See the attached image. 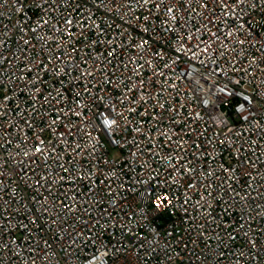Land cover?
I'll list each match as a JSON object with an SVG mask.
<instances>
[{
	"label": "built area",
	"instance_id": "1",
	"mask_svg": "<svg viewBox=\"0 0 264 264\" xmlns=\"http://www.w3.org/2000/svg\"><path fill=\"white\" fill-rule=\"evenodd\" d=\"M0 264H264V0H0Z\"/></svg>",
	"mask_w": 264,
	"mask_h": 264
}]
</instances>
